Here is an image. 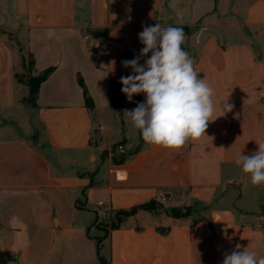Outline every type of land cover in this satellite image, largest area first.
Here are the masks:
<instances>
[{"label": "crops", "instance_id": "1", "mask_svg": "<svg viewBox=\"0 0 264 264\" xmlns=\"http://www.w3.org/2000/svg\"><path fill=\"white\" fill-rule=\"evenodd\" d=\"M156 23L189 28L182 48L214 89V115L233 106L179 150L131 135L124 110L139 94L112 101L142 25ZM261 29L264 0H0V264H222L236 245L264 256V184L236 164L264 140ZM24 49L36 75L54 68L34 104ZM161 192L188 213L149 205L112 226Z\"/></svg>", "mask_w": 264, "mask_h": 264}, {"label": "clouds", "instance_id": "2", "mask_svg": "<svg viewBox=\"0 0 264 264\" xmlns=\"http://www.w3.org/2000/svg\"><path fill=\"white\" fill-rule=\"evenodd\" d=\"M129 11L131 9L129 8ZM138 34L144 47L131 60L122 61L132 73L120 78L121 91L129 102L143 93L145 101L132 110H124L143 141L164 149L179 150L187 142L205 135L209 122L232 111L233 106L221 102V115L215 116L214 89L205 78H199L194 60L182 48L185 33L182 27L159 23L142 25ZM151 56L141 64L140 61ZM106 100V99H105ZM107 101V100H106ZM108 103V102H107ZM258 150L250 155L238 154L236 164L250 174L253 185L264 184V140L256 142ZM236 245L224 253L222 264H264V256L248 247Z\"/></svg>", "mask_w": 264, "mask_h": 264}, {"label": "trees", "instance_id": "3", "mask_svg": "<svg viewBox=\"0 0 264 264\" xmlns=\"http://www.w3.org/2000/svg\"><path fill=\"white\" fill-rule=\"evenodd\" d=\"M182 28L184 30H189L188 27H182ZM131 59H133V57H128L127 56V60H131ZM32 63H33L32 65H34V58L33 57H32ZM53 70H54L53 67L47 68L42 73L36 75L35 77H31L29 79V81L26 82V84L29 87V94L25 98V101L27 103L34 104L36 102V98L38 96L39 87H40L41 83L48 78V76L52 73ZM80 82L83 84L81 78H80ZM122 87H123L122 84H113V86H112V101H113V103L116 106L121 105V101H122V98L124 96V94L121 91ZM85 96H86V104H87V106L89 108H93L94 107V102H93L92 98L89 96L86 88H85ZM144 101H145V95L143 93L139 94L138 99H137V103L144 102ZM151 203H157V201L156 200H152L149 203H145V204H141V205H138V206H134V207H132L129 210H119L118 212H120V214L125 212V215L127 216V215H130V214H133L134 212H136L139 209L149 207V205ZM187 209L189 211V208H187ZM188 211L186 213H188ZM117 219L120 222L122 220V217L121 218L117 217ZM119 222L113 223L112 226H114V227L118 226ZM105 235H107V232H106ZM100 242H101V240H99L98 244H97L98 251L100 249ZM101 264H107V263L104 260H102V258H101Z\"/></svg>", "mask_w": 264, "mask_h": 264}, {"label": "rangeland", "instance_id": "4", "mask_svg": "<svg viewBox=\"0 0 264 264\" xmlns=\"http://www.w3.org/2000/svg\"><path fill=\"white\" fill-rule=\"evenodd\" d=\"M183 31H184L185 34L189 33V30H184L183 29ZM221 35L223 36L224 33L222 34V32H221ZM258 35L261 36L258 39V46L261 49V53L264 54V29H261L258 32ZM20 44H22V43L19 42L18 45H20ZM22 55H23L22 59L24 61V64H22V63L19 64V66H18L19 72L18 73H19V77H20V79L22 81L28 82L31 77H35L36 76V74L34 72V69H33L34 65H32L33 64L32 63V56L26 49H24L22 51ZM136 131H137V129L135 127H133V128L131 127L130 128V132L132 133L131 135L135 134ZM115 136H116V134H115ZM118 137L119 136H116L115 139H117ZM169 203H170L169 201L165 202V203H161V205L151 203L150 207L156 208L158 210V213H161V214L162 213H166L167 215H170L172 217H178L179 215H183V214H185L188 211L186 206H183L184 204H181V206H177V207H174V206L168 207ZM125 216H126L125 212L121 213V214H120V212H115L114 213V221H113V223L119 222L117 217L118 218L122 217V219H123ZM99 226L102 227V228H107L108 225L105 224V223H99ZM93 233H96V231L93 230Z\"/></svg>", "mask_w": 264, "mask_h": 264}, {"label": "built area", "instance_id": "5", "mask_svg": "<svg viewBox=\"0 0 264 264\" xmlns=\"http://www.w3.org/2000/svg\"><path fill=\"white\" fill-rule=\"evenodd\" d=\"M118 147H119L120 150H123V145L120 144ZM159 199H160L163 203L169 201V197H168L167 194L164 193V192L159 193ZM102 203H103V202L100 201L99 204H102Z\"/></svg>", "mask_w": 264, "mask_h": 264}]
</instances>
